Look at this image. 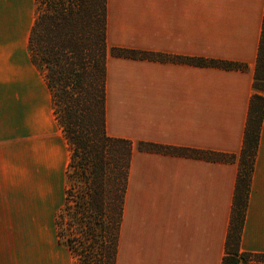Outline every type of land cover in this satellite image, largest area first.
I'll return each mask as SVG.
<instances>
[{
    "label": "crops",
    "instance_id": "0c3cea01",
    "mask_svg": "<svg viewBox=\"0 0 264 264\" xmlns=\"http://www.w3.org/2000/svg\"><path fill=\"white\" fill-rule=\"evenodd\" d=\"M106 5L108 45L151 54L108 57L107 133L177 149L133 152L116 264H222L264 0ZM34 17V0H0V264H74L56 230L70 149L28 53ZM239 251L264 255V112Z\"/></svg>",
    "mask_w": 264,
    "mask_h": 264
},
{
    "label": "trees",
    "instance_id": "16d2710c",
    "mask_svg": "<svg viewBox=\"0 0 264 264\" xmlns=\"http://www.w3.org/2000/svg\"><path fill=\"white\" fill-rule=\"evenodd\" d=\"M34 5L28 53L45 80L55 118L70 149L64 204L56 216L58 241L71 252L74 264H116L133 152L177 153V149L107 133V59H151V54L108 45L106 0H34ZM185 61L196 66L244 68L203 58ZM253 88L222 264L264 261V255L239 251L264 112V20ZM195 154L221 161L234 158Z\"/></svg>",
    "mask_w": 264,
    "mask_h": 264
},
{
    "label": "rangeland",
    "instance_id": "374dc122",
    "mask_svg": "<svg viewBox=\"0 0 264 264\" xmlns=\"http://www.w3.org/2000/svg\"><path fill=\"white\" fill-rule=\"evenodd\" d=\"M34 7H35V5H34ZM121 58H123V57H121ZM124 203H125V201H124ZM61 209H62V208H61ZM60 211H61V210H60ZM60 211H59V212H60ZM59 212H58V213H59ZM58 213H57V215H58ZM123 213H124V209H123ZM122 219H123V215H122ZM121 223H122V221H121ZM120 226H121V224H120ZM119 230H120V229H119ZM117 257H118V254H117ZM73 259H74V258H73ZM116 262H117V258H116Z\"/></svg>",
    "mask_w": 264,
    "mask_h": 264
}]
</instances>
